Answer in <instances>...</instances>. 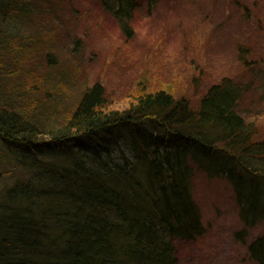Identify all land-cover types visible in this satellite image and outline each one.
I'll use <instances>...</instances> for the list:
<instances>
[{"label": "trees", "instance_id": "obj_1", "mask_svg": "<svg viewBox=\"0 0 264 264\" xmlns=\"http://www.w3.org/2000/svg\"><path fill=\"white\" fill-rule=\"evenodd\" d=\"M47 1L0 0V264H177L175 241L206 230L192 191L199 170L230 182L248 228L264 221V138L229 77L196 108L163 90L121 111L100 83L64 110L62 94L49 102L7 81L12 45L37 34L7 25L36 21ZM100 1L131 32L139 1ZM248 256L264 264V231Z\"/></svg>", "mask_w": 264, "mask_h": 264}, {"label": "rangeland", "instance_id": "obj_2", "mask_svg": "<svg viewBox=\"0 0 264 264\" xmlns=\"http://www.w3.org/2000/svg\"><path fill=\"white\" fill-rule=\"evenodd\" d=\"M138 1L131 32L100 0H48L36 21L12 20L10 34H37L12 45L7 81L49 102L62 94L64 110L100 83L107 106L121 111L163 90L186 96L196 108L229 77L244 89L240 113L253 124L255 138H264V0ZM195 173L193 195L206 230L175 241L177 264H258L248 244L263 233L264 221L248 228L230 182ZM244 229L243 240L238 234Z\"/></svg>", "mask_w": 264, "mask_h": 264}, {"label": "bare ground", "instance_id": "obj_3", "mask_svg": "<svg viewBox=\"0 0 264 264\" xmlns=\"http://www.w3.org/2000/svg\"><path fill=\"white\" fill-rule=\"evenodd\" d=\"M105 8V7H104ZM105 10H107V9H105ZM109 12H111V10L109 11ZM195 177V176H194ZM194 179V178H193ZM193 189H194V184H193V180H192V191H193ZM194 197H195V195H194ZM196 201V200H195ZM197 203V202H196ZM198 205V204H197ZM199 208H200V206H199ZM200 212H201V209H200ZM202 216V215H201Z\"/></svg>", "mask_w": 264, "mask_h": 264}]
</instances>
